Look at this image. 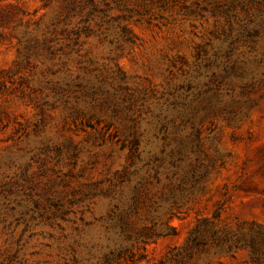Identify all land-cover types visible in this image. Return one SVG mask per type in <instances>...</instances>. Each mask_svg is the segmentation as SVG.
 <instances>
[{
	"label": "rangeland",
	"instance_id": "1",
	"mask_svg": "<svg viewBox=\"0 0 264 264\" xmlns=\"http://www.w3.org/2000/svg\"><path fill=\"white\" fill-rule=\"evenodd\" d=\"M85 6L67 26L76 43L62 0H0V264H100L132 241L124 197L106 191L141 182L158 200L191 170L176 234L137 264H182L170 250L202 217L230 242L264 232V61L235 0ZM54 26L52 53L40 42ZM228 243L188 263L256 264Z\"/></svg>",
	"mask_w": 264,
	"mask_h": 264
},
{
	"label": "trees",
	"instance_id": "2",
	"mask_svg": "<svg viewBox=\"0 0 264 264\" xmlns=\"http://www.w3.org/2000/svg\"><path fill=\"white\" fill-rule=\"evenodd\" d=\"M93 0H62V10L64 14L62 21V32H66L68 35L75 36V42L79 41L80 30L72 28L68 30L67 26L70 20L79 14L82 9L86 8V3H91ZM85 3V5H84ZM237 6L240 7L246 24L243 25V33L249 46V51L256 55H261V59L258 60V65L264 61V0H235ZM58 21L55 23L57 24ZM59 31L57 26H54L52 31L47 30L45 36L41 39L40 44L45 46L48 50H52V43L57 40V32ZM54 53L53 51H51ZM201 174L196 170H191V173L187 175V179H191L192 183L188 187L184 181V177L178 184H174L168 195L158 200H153L141 191V182L137 183L129 193L124 196L123 190H117V186L113 185L106 192V196H112L111 200L123 199V204L128 205L129 211L124 214H120L119 227L126 235V239L132 240L131 245L124 248L115 256H109L105 261L100 264H137L146 257L147 245L157 239L176 234V227L172 224V220L177 217L180 218V213L184 210L186 197L184 195L185 189L189 188L190 192L194 186V180H197V175ZM199 177H201L199 175ZM118 193V195L116 194ZM148 201V203H147ZM144 204L145 215L139 221L137 226H134L131 220L130 212H138V207ZM161 209L160 212H158ZM221 211L219 207L214 217H218ZM213 220L206 217L197 219L196 224L189 232L184 244L179 247H174L170 250L177 251V255L180 257L182 264H189L188 261L193 257L195 251L201 250L209 246L210 244L219 245L222 242L229 241L226 251H231L234 247H247L250 250V258L252 262L259 264L260 254L262 251L261 245H264V232L258 230L253 236L237 238L236 241L230 242L232 236H220L218 231L215 230ZM137 245V246H135ZM143 249V250H140ZM137 252V253H136Z\"/></svg>",
	"mask_w": 264,
	"mask_h": 264
}]
</instances>
